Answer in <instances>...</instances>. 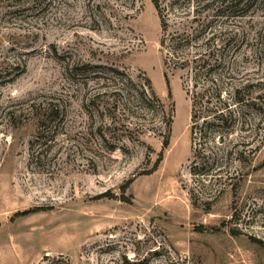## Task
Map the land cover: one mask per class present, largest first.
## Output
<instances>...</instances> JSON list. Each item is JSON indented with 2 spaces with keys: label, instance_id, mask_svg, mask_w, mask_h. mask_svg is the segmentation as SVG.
I'll return each mask as SVG.
<instances>
[{
  "label": "rangeland",
  "instance_id": "obj_1",
  "mask_svg": "<svg viewBox=\"0 0 264 264\" xmlns=\"http://www.w3.org/2000/svg\"><path fill=\"white\" fill-rule=\"evenodd\" d=\"M160 4L165 32L153 0H0V264H264V0ZM195 33L245 101L208 146L221 182L192 172L172 61Z\"/></svg>",
  "mask_w": 264,
  "mask_h": 264
},
{
  "label": "trees",
  "instance_id": "obj_2",
  "mask_svg": "<svg viewBox=\"0 0 264 264\" xmlns=\"http://www.w3.org/2000/svg\"><path fill=\"white\" fill-rule=\"evenodd\" d=\"M153 3L159 14L162 29L165 32L168 30L166 17L169 11L167 8H163L161 6L160 0H153ZM195 34H186L185 38H182L179 43L175 42V44H173L171 47V50L174 51L172 61L174 62L176 69L186 70L190 68L193 74L192 81L194 83L192 84V89L187 91L192 106L190 128L193 148L192 172L194 173L197 170L200 162L201 169L204 170L203 172H206L203 174L204 176L212 178L217 177V181L221 182L223 179H225L226 172H224L220 165H222L224 161L228 160L230 157L229 155L231 154L229 152H225L221 156H217L216 159H214L213 164H217L219 168L211 174L210 170L205 169L212 159V154L208 146L210 145L212 135L221 131L231 133V131L237 125H239L240 121L243 119V116L241 115L240 111H237V106L245 104V101L239 98L240 91L236 90L233 94H229L227 90H225L226 88L223 82H215L212 80L213 71L211 48H207L205 51L200 52V47L196 45L197 41H199V36H197L198 34ZM165 41L166 39L164 35L161 39L162 46L165 45ZM210 41V39L207 40L204 46L207 47ZM193 44L195 45V52L193 54H188L185 57L178 55L180 47L187 46L188 48H191L193 47ZM114 71L117 73V75H124L118 70ZM127 80L132 82L130 77L127 78ZM147 82L148 89L150 91L152 90L151 83L150 81ZM151 94L153 99L159 103L158 98L154 93H152V91ZM140 96L146 97L145 89L141 90ZM173 113L174 111L172 108L169 113V118L166 122L168 134L170 133V124L172 122ZM221 139L222 137L220 140ZM168 145L169 139L166 137L163 147L167 148ZM200 173H202V170ZM225 183H222L224 185L223 187L220 184L219 187L213 191L211 188L209 190L208 198H216L219 196L225 189ZM253 241L257 244L263 243L260 240L253 239Z\"/></svg>",
  "mask_w": 264,
  "mask_h": 264
}]
</instances>
